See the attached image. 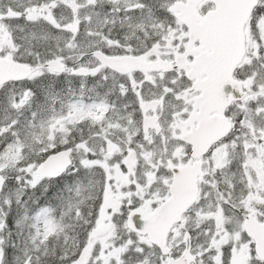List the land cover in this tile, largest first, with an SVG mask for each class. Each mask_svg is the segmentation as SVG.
<instances>
[{"label":"snow or ice","instance_id":"obj_1","mask_svg":"<svg viewBox=\"0 0 264 264\" xmlns=\"http://www.w3.org/2000/svg\"><path fill=\"white\" fill-rule=\"evenodd\" d=\"M0 264H264V0H0Z\"/></svg>","mask_w":264,"mask_h":264}]
</instances>
